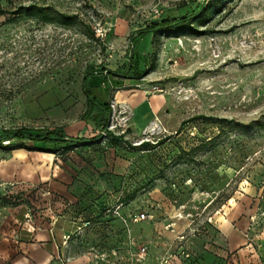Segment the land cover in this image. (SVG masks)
Listing matches in <instances>:
<instances>
[{
    "label": "rangeland",
    "instance_id": "rangeland-1",
    "mask_svg": "<svg viewBox=\"0 0 264 264\" xmlns=\"http://www.w3.org/2000/svg\"><path fill=\"white\" fill-rule=\"evenodd\" d=\"M35 1L72 17L0 13V134L64 126L67 134L99 135L88 147L98 158L112 148L125 159L122 168L110 156L103 170L71 163L87 178L62 207L81 264H181L180 240L189 248L211 242V217L238 191L252 183L260 192L264 182V0H220L195 21L202 31L172 35L136 32L209 0L0 5ZM131 59L149 68L143 78L107 71ZM87 66L98 70L87 79L93 93L111 102L108 129L99 128L98 110H88ZM84 150L58 154L69 164ZM6 188L1 205L14 195L44 198L35 183ZM140 212L146 218L135 219Z\"/></svg>",
    "mask_w": 264,
    "mask_h": 264
},
{
    "label": "crops",
    "instance_id": "crops-1",
    "mask_svg": "<svg viewBox=\"0 0 264 264\" xmlns=\"http://www.w3.org/2000/svg\"><path fill=\"white\" fill-rule=\"evenodd\" d=\"M123 91L127 96L128 92ZM111 150L103 152L100 158L94 151H85L82 161L70 159L68 164L58 153L0 147V202L7 185L14 191L20 183L28 182L44 190L43 200L37 197L35 201L34 196L25 194L30 198H27L29 203L15 195L12 205L0 203V264H81L84 261V256L72 257L74 248L69 247L71 243L66 236L73 225L62 207L67 201H73L78 189L86 185L87 178L73 167L76 163L85 167L98 163V169L103 170L112 156L114 165L125 168V159H115V150ZM91 156H96V161ZM90 166L87 168L92 169ZM244 189L211 217V242L196 243V247L189 248L180 240L179 252H183L184 258H180L181 264H264V215L259 210L264 199L257 185L251 183ZM166 231L168 236H173Z\"/></svg>",
    "mask_w": 264,
    "mask_h": 264
},
{
    "label": "trees",
    "instance_id": "trees-1",
    "mask_svg": "<svg viewBox=\"0 0 264 264\" xmlns=\"http://www.w3.org/2000/svg\"><path fill=\"white\" fill-rule=\"evenodd\" d=\"M9 3H13L14 0H7ZM220 0H209L207 4H202L199 11L193 12L189 15H182L179 17L165 18L161 21H154L146 26L140 28L136 34L142 35L146 33L156 34L163 32L169 35L180 34L185 32H199V28L196 26L195 21L202 17L210 5ZM0 13H14L21 15L23 13L41 14L46 18L54 19L58 15H63L66 18L72 16L67 13L60 12L54 5L39 3L37 1L29 4H20L16 9L10 8V6L0 5ZM96 70L92 66H87L83 78V89L86 93L88 110H98L101 113L100 121L103 129H108V122L110 113L112 111L111 102L109 100L101 99L93 93L92 87L88 84L87 79L94 74ZM111 73L119 74L124 78H143L148 72L149 68H141L140 61L131 59L130 63L118 68L117 70H107ZM99 135L94 138L85 136H71L64 131V126H56L54 128H45L40 130L39 128L30 126H21L17 128H5L3 133L0 134V147L7 149L26 148L29 150H41L53 153H59L61 149L66 147L74 148L79 145H85L84 151H90L89 146L95 141L99 140ZM16 139V140H15ZM9 140L8 143L5 141ZM84 156L82 153L81 157Z\"/></svg>",
    "mask_w": 264,
    "mask_h": 264
},
{
    "label": "built area",
    "instance_id": "built-area-1",
    "mask_svg": "<svg viewBox=\"0 0 264 264\" xmlns=\"http://www.w3.org/2000/svg\"><path fill=\"white\" fill-rule=\"evenodd\" d=\"M259 195H260L261 198L264 199V182H263V184H262V186H261V188H260ZM259 206H261V208H259L260 213H261L262 215H264V204H263V206H262V205H259ZM27 216L30 217L29 214H28ZM146 216H147V214H146L145 212H140V213H138V214L136 215L135 219H137V220H141V219H143V218H146Z\"/></svg>",
    "mask_w": 264,
    "mask_h": 264
},
{
    "label": "bare ground",
    "instance_id": "bare-ground-1",
    "mask_svg": "<svg viewBox=\"0 0 264 264\" xmlns=\"http://www.w3.org/2000/svg\"><path fill=\"white\" fill-rule=\"evenodd\" d=\"M9 142V140H7V141H5V143H8ZM17 152H19V151H17ZM20 153V152H19ZM49 154H50V152H49Z\"/></svg>",
    "mask_w": 264,
    "mask_h": 264
}]
</instances>
